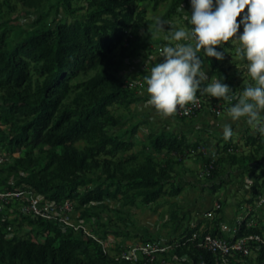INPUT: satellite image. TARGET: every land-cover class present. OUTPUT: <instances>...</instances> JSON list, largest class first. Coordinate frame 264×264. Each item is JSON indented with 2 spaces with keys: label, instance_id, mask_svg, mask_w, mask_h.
Instances as JSON below:
<instances>
[{
  "label": "trees",
  "instance_id": "obj_1",
  "mask_svg": "<svg viewBox=\"0 0 264 264\" xmlns=\"http://www.w3.org/2000/svg\"><path fill=\"white\" fill-rule=\"evenodd\" d=\"M16 1L39 8L49 0ZM184 1L58 0L56 6L71 18L40 26L14 43L8 38V27L3 28L4 21H0V152L7 157L0 166V191L31 189L46 200H77L79 206H85L82 215L92 216L99 213L89 205L106 199L135 206L179 194L184 186L175 181L178 166L192 153L201 156L202 166L213 164L214 177L226 163L256 160L251 152L239 154L231 139L222 145L223 154L206 156L205 144L179 130L151 132L138 150L133 137L114 130L123 116L112 106L129 107L140 99L117 71L127 58L150 45L141 30L147 13V6H142L148 3L155 9L169 2L168 17L177 13ZM5 3L10 0H0V17ZM204 59L216 70L217 79L236 89L229 66L214 57ZM90 71L94 73L88 78L72 80ZM246 137L253 144L259 138ZM260 177L253 183L250 202L260 195L264 171ZM0 200L21 204L17 198ZM23 216L38 227L35 236L9 235L10 222L0 214V264H142L120 257L122 246L117 247L118 254H110L82 228L24 212ZM179 218L175 210L172 219ZM248 219L246 215L241 220L239 235L264 234V218L252 226H247ZM108 231L99 237L106 238ZM196 231L223 235L219 220L211 228H202L201 222L189 226L172 242L174 257L181 264H218L216 254L199 245V236L193 237ZM258 259L264 262L263 249Z\"/></svg>",
  "mask_w": 264,
  "mask_h": 264
},
{
  "label": "rangeland",
  "instance_id": "obj_2",
  "mask_svg": "<svg viewBox=\"0 0 264 264\" xmlns=\"http://www.w3.org/2000/svg\"><path fill=\"white\" fill-rule=\"evenodd\" d=\"M57 1L49 0L39 8L28 7L16 0H10L9 4L5 3L0 21H4L3 28L9 29V40L14 43L40 26H51L59 19L71 18V15L66 14L62 7L56 6ZM145 6H147V13L145 20L141 23V30L143 39L150 45L147 49H142L136 55L127 58L117 71L119 77L134 90L140 99L129 107L124 104L112 106L116 113L123 116L122 123L114 130L126 137H133L136 141V150L142 147L151 132L168 129L184 131L190 134L192 140L198 138L201 144H205L206 156H217L223 154L221 147L227 142L222 135L223 124L230 123L234 132L231 140L236 143L237 152L239 154L251 152L256 155V160L240 165L226 163L220 166L221 173L214 177L211 170L209 173L204 172L201 156L192 153L178 166L179 173L175 176L176 183L184 186L183 190L177 195H164L148 205L139 203L135 206H125L120 200L106 199L102 203H96L97 205H89L90 210L99 215L83 216L82 210L85 206H79L78 201L74 200L72 220L76 224H84L88 231L97 237L106 229L109 230L107 237L102 239L105 241L107 252L114 255L119 252L118 246L123 248L140 241L160 240L164 244L172 243L181 231L199 222L202 223L203 228L213 224L215 220H219L222 224L226 217L227 224L223 223L222 226L231 228L238 225L246 215L249 219H255L256 222L264 218V209L262 213L254 208L258 204L259 197L257 196L253 202L249 201L254 196L253 183L257 178H261L260 174L264 171V136L249 126L245 119L231 121L227 110L234 104V100L229 103L206 94L201 95L203 108L191 117L173 115L164 118L147 104L149 95L144 77L150 75V70L156 63L162 62L159 48L170 43L165 37L170 36L173 28L191 27L185 17L190 19L192 8L190 1L185 0L177 13L167 17L169 2L162 3L155 9L148 3L142 7ZM158 21L164 24L163 30L158 27ZM242 32L243 25L239 29V33ZM237 47L239 44L233 41L216 46V50L224 54V59L219 61L229 66L230 77L236 83V89L232 90L233 94L242 93L243 84L254 85V81L247 72V61L240 59L235 53ZM199 55L203 60L208 80L210 81L212 77L217 79L216 70L208 60L204 59V53L201 52ZM93 73L90 71L87 74H79L72 80L81 81ZM172 118L177 120L174 122ZM194 122L199 126H192L191 129L190 126L183 128V125H191ZM174 127L177 128L174 129ZM133 128H137L136 132ZM247 135H256L259 137L258 141L261 140L262 143L258 141L255 144L249 143ZM260 190L262 193L264 186ZM218 202L221 207L216 208ZM175 210L180 216L177 221L172 219V213ZM0 214L3 215L2 220L10 222L9 228L12 232L9 235L14 233L23 236L36 235L38 227L28 222L20 206L0 200ZM229 228H225V231ZM258 254L259 249L254 246L247 262L243 264H264V262L260 263ZM158 261L159 264H181V261L174 257L172 248L158 255Z\"/></svg>",
  "mask_w": 264,
  "mask_h": 264
},
{
  "label": "clouds",
  "instance_id": "obj_3",
  "mask_svg": "<svg viewBox=\"0 0 264 264\" xmlns=\"http://www.w3.org/2000/svg\"><path fill=\"white\" fill-rule=\"evenodd\" d=\"M190 4L192 13L190 19H185L191 27L173 28L170 36L165 37L170 43L159 48L162 62L156 63L150 75L144 77L147 104L166 118L189 103L195 105L197 93L229 103L235 100L227 110L231 121L245 119L264 136V0H190ZM157 23L163 30L164 24ZM241 25L243 32L239 33ZM229 41L239 44L235 53L247 61L248 75L254 81L239 94H233L227 84L215 77L209 81L199 55L203 52L206 57L223 60L224 54L216 46ZM222 135L225 141L233 137L230 123L223 124Z\"/></svg>",
  "mask_w": 264,
  "mask_h": 264
},
{
  "label": "built area",
  "instance_id": "obj_4",
  "mask_svg": "<svg viewBox=\"0 0 264 264\" xmlns=\"http://www.w3.org/2000/svg\"><path fill=\"white\" fill-rule=\"evenodd\" d=\"M198 102L193 105L189 103L184 108L179 109L175 114L180 117H191L203 108V98L198 95ZM7 160V157L0 152V166ZM213 167L211 163L204 167V172H210ZM0 198H6L11 201L12 198L21 200L20 208L24 213L40 216L46 219L60 222L63 226H72L75 229L82 228L86 233L99 240L105 251V241L88 231L84 224H76L72 220L73 201L70 199L58 202L55 200H46L41 193H36L31 189H10L0 191ZM264 203V190L259 195L258 204ZM221 204L216 203V208ZM242 220V219H241ZM240 224L231 228L225 225L227 233L224 235L213 234L211 231L200 235L198 231L193 233V237L199 236V245L205 246L216 254L218 264H243L250 256L251 250L256 246L259 250H264V234L252 232L239 235ZM247 226L256 225L257 222L252 219L246 222ZM223 227V229H225ZM174 243L164 244L160 240H147L129 244L120 251V257L132 261L142 262V264H159L158 255L164 254L172 248ZM238 254L239 256H237ZM191 264H207L205 261Z\"/></svg>",
  "mask_w": 264,
  "mask_h": 264
},
{
  "label": "crops",
  "instance_id": "obj_5",
  "mask_svg": "<svg viewBox=\"0 0 264 264\" xmlns=\"http://www.w3.org/2000/svg\"><path fill=\"white\" fill-rule=\"evenodd\" d=\"M173 116V115H172ZM172 120H174V122L177 120V119H173L172 118ZM190 126V129H191V127L192 126H199L198 125V123H196V122H194V123H192L191 125H188V124H185V125H183V128H188ZM177 127H174V129H176ZM193 129V128H192ZM168 130H171V129H168ZM184 132V131H183ZM187 133V132H186ZM189 134V133H188ZM190 135V134H189ZM196 139H198V138H196ZM206 141L208 142V143H210L209 142V140L208 139H206ZM251 207H253V205L251 206ZM246 209H247V207H245ZM254 208H256V210H260V212H262L263 213V209H264V203H262V204H256L255 205V207ZM239 211H241V210H239ZM225 216V215H224ZM244 218V217H243ZM249 220H252V219H248V221ZM255 220V219H254ZM223 223L224 224H227V219H226V217H224V222H222V224H221V222H220V227H221V231H222V233H223V235L224 234H226L227 233V231H225V229H223ZM211 226H212V224H209V225H207V226H205V227H208V228H211Z\"/></svg>",
  "mask_w": 264,
  "mask_h": 264
}]
</instances>
